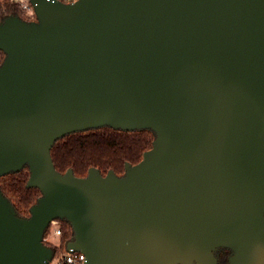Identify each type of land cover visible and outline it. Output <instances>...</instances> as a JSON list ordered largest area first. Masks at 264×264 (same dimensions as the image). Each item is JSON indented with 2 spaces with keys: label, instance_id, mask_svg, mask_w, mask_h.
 Listing matches in <instances>:
<instances>
[{
  "label": "water",
  "instance_id": "water-1",
  "mask_svg": "<svg viewBox=\"0 0 264 264\" xmlns=\"http://www.w3.org/2000/svg\"><path fill=\"white\" fill-rule=\"evenodd\" d=\"M0 25V177L30 171L28 218L0 190V264H49L52 221L86 264H264V0H29ZM151 130L123 176L59 173L60 139Z\"/></svg>",
  "mask_w": 264,
  "mask_h": 264
},
{
  "label": "trees",
  "instance_id": "trees-1",
  "mask_svg": "<svg viewBox=\"0 0 264 264\" xmlns=\"http://www.w3.org/2000/svg\"><path fill=\"white\" fill-rule=\"evenodd\" d=\"M22 13L21 5L15 0H0V25L8 17H20ZM4 59L5 54L0 51V66ZM155 138L151 130L126 132L100 128L60 139L53 146L51 157L55 169L61 174L72 170L76 177L85 178L93 168L98 169L103 176L109 171L123 176L127 164L136 165L142 161L144 154L152 148ZM29 177L30 171L27 167L0 177V190L20 218H28L30 209L42 196L39 189L27 188ZM59 221L64 224L61 235L54 236L51 226L44 235V243L53 249L54 255L65 252L67 244L74 238L69 223L65 220ZM48 235L50 238H47Z\"/></svg>",
  "mask_w": 264,
  "mask_h": 264
},
{
  "label": "built area",
  "instance_id": "built-area-1",
  "mask_svg": "<svg viewBox=\"0 0 264 264\" xmlns=\"http://www.w3.org/2000/svg\"><path fill=\"white\" fill-rule=\"evenodd\" d=\"M21 5V9L28 12H34V7L32 6L31 2L29 0H15ZM50 1H59L65 4H74L78 0H50ZM35 16V12H34ZM36 18V17H35ZM59 220L52 221L50 226L54 227V236L61 235V230L57 225L59 224ZM49 226V227H50ZM46 239H44V242ZM49 264H86V256L81 252H74L70 251L60 253L58 255H54L52 260L49 262Z\"/></svg>",
  "mask_w": 264,
  "mask_h": 264
},
{
  "label": "flooded vegetation",
  "instance_id": "flooded-vegetation-1",
  "mask_svg": "<svg viewBox=\"0 0 264 264\" xmlns=\"http://www.w3.org/2000/svg\"><path fill=\"white\" fill-rule=\"evenodd\" d=\"M232 253L228 249H218L214 252V257L217 260V264H229V259Z\"/></svg>",
  "mask_w": 264,
  "mask_h": 264
},
{
  "label": "rangeland",
  "instance_id": "rangeland-1",
  "mask_svg": "<svg viewBox=\"0 0 264 264\" xmlns=\"http://www.w3.org/2000/svg\"><path fill=\"white\" fill-rule=\"evenodd\" d=\"M22 10V9H21ZM22 15H20V19H22L23 21L24 20H26V21H28V22H32V21H34L35 20V16H34V12H26V11H24V10H22ZM30 216V215H29ZM70 225V224H69ZM64 226V224H63V222H59V224L57 225V227H59L60 228V230H62V227ZM70 227H71V225H70ZM72 228V227H71ZM52 230H54V227H52ZM51 233H52V231L49 233V235H51ZM47 236V238H50V236ZM54 241H56V239H54Z\"/></svg>",
  "mask_w": 264,
  "mask_h": 264
}]
</instances>
